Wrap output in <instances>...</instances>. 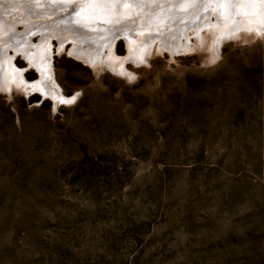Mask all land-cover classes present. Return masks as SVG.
Masks as SVG:
<instances>
[{
	"label": "rangeland",
	"instance_id": "rangeland-1",
	"mask_svg": "<svg viewBox=\"0 0 264 264\" xmlns=\"http://www.w3.org/2000/svg\"><path fill=\"white\" fill-rule=\"evenodd\" d=\"M49 1L30 0L47 5L29 12H74ZM151 1L87 13L81 32L121 31ZM204 4L190 2L178 26L191 30ZM190 33L189 48L149 44L143 59L116 33L122 72L104 49L90 63L53 38L54 79L70 99L57 107L0 79V264H264V30L215 44L213 30ZM14 63L39 79L21 53Z\"/></svg>",
	"mask_w": 264,
	"mask_h": 264
},
{
	"label": "bare ground",
	"instance_id": "bare-ground-1",
	"mask_svg": "<svg viewBox=\"0 0 264 264\" xmlns=\"http://www.w3.org/2000/svg\"><path fill=\"white\" fill-rule=\"evenodd\" d=\"M29 1L30 0H16L14 2L12 0H0V44L1 42L4 43L0 45L3 49L0 50V69H3V73L0 76V79L3 80V84L1 85H4V87H6L5 90L7 91L19 90L26 95L39 93L44 98L49 97L53 100L56 107L62 102L70 101V99L65 98L62 90H60L61 87H58V84L54 79L52 68L53 48L51 45L53 38L58 39L60 45L62 46V49L67 42L74 43V45L72 46L73 51H75L74 54L78 55L79 58H82L84 60L88 59L90 63L91 61L97 62V55L102 54L101 56H103V52L100 51L101 49L102 51L104 49L108 52L107 57L105 55L104 57H106L108 60L106 58L105 59L107 60V62L109 61L108 63H110L111 60L109 59L113 60L114 58V61L121 60L115 56L114 48H112V42L115 38L116 33L117 35L123 36L126 42H128L127 44L129 46L131 56L133 54H137L140 56V59H143V54L146 52L149 44L150 48L154 43H157V45L161 46V48L163 47L162 45L168 46L172 54L189 48V43H191L192 41L190 32H192L194 35L196 34V36H198V39L202 37H204L205 39V37H211L210 34L213 30L214 34L211 38L213 43L215 44V41H219L225 33H227L228 35L237 32L242 28H246L249 31L258 30L260 31V33H262V31L264 30V0H198L200 4L206 2V4L202 6V8L204 7V9H206V7H208L212 10L208 11L209 9H202L201 14L190 10L189 12L192 11V13L190 14V18L191 16H201L202 18L204 17L202 20H199V23L196 22L191 25L193 28H191V30L181 29L178 26L177 22L180 21L179 18L183 14L182 12L187 9L186 7L193 0H152V3H147L149 7L140 8V6H138L141 12H134L135 16L137 15L136 18L138 19V21L136 22L138 23H136L135 21V23L129 21H127V23H124V21H119L118 23H120V25L125 24L124 26H122L123 31L115 29L113 32L103 33L104 35H101L102 33L99 34L100 32H98L94 33L95 36H92V33H90V35L89 33L83 34L81 32L87 30L88 26H86L85 24L92 21V19L87 22L82 20L86 17L87 13L90 14L91 12L95 15L106 16L122 2L123 5H125L124 1L127 4L130 3L132 5V3L137 2V0H90L89 2L87 1L88 3L86 4L82 2L83 5L82 3L79 4V0L78 2H75L76 0H61V5H64L68 2L66 5H72L74 8V12H72L73 9H70L69 6V8H67L68 12L63 13L62 17L60 16V18L65 19V14H67L66 20L68 21V25H62V19L57 20L56 17L51 18L55 15H58L57 13H54L55 15L53 14V16H50L51 19H43L46 16L45 14H49V12H29L33 9H35L36 11H42V9H44V6L47 5L44 4L36 6V8H34V6L32 7V4L29 3ZM57 1L59 2V0ZM254 1H257L256 6H253L255 3ZM49 2L51 3V0ZM58 2H56V0H53L52 6L55 5L54 7H58L57 4H60ZM138 2L143 3V1ZM37 3L39 4V2ZM11 6L13 7L12 9L14 11H18L22 6L21 9H23L24 7L26 9V12H22L23 10H19L20 12H8L7 8L9 7L10 9ZM4 7H6L5 10ZM213 12L215 14H213ZM254 12H256L257 14ZM254 14L256 15L254 16ZM31 15H34L35 17L29 19L28 17L31 18ZM240 15L247 16L249 18L247 19L248 21H244L243 18H239ZM126 17L128 18V15ZM213 18H215V21ZM190 21L191 20H189V22ZM50 22H52V24H50ZM46 23L49 24V26ZM18 24L23 25L24 28L20 29H23L24 33L22 31V33L16 31V27ZM42 25L45 26V28H43L45 31L41 29ZM57 25L59 27H56ZM133 25H135V27L137 28L136 37L132 34ZM239 27H241V29H239ZM202 28L206 30H203ZM231 28H233L232 31ZM35 29L37 31L43 32L42 38L39 39L38 44L33 43L31 39V31ZM182 33H184V38L183 35H181ZM221 34H223V36L220 38L219 35ZM148 36H150V38ZM185 37L186 41L184 43L183 39H185ZM18 42L21 43L20 47ZM82 43H85L84 45L86 47ZM9 47L12 48V50H14L15 52L13 57H11L8 53L10 51L8 49ZM134 50H138V52H134ZM18 53H21V55L25 59H27V64L30 68L32 67L35 71H37V73L39 74V79L37 81L32 83L28 82L24 76L25 70L17 68L14 63V59L16 58V55ZM134 55L133 57H136ZM98 61L101 60L99 59ZM121 61L122 63L119 65V67H117L118 69H120V72L124 70V62L123 60ZM111 64H114V62H112Z\"/></svg>",
	"mask_w": 264,
	"mask_h": 264
}]
</instances>
